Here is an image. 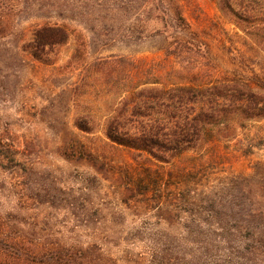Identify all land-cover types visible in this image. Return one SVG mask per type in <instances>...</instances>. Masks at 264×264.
Instances as JSON below:
<instances>
[{"label": "rangeland", "instance_id": "1", "mask_svg": "<svg viewBox=\"0 0 264 264\" xmlns=\"http://www.w3.org/2000/svg\"><path fill=\"white\" fill-rule=\"evenodd\" d=\"M1 1L48 6L16 12L0 37V215L36 225L43 238L98 243L119 264H151L155 250L166 247L188 264L195 256L190 249L205 264L222 263L230 255L223 237L228 228H243L237 234L244 245L260 244L264 117L234 121L229 137L166 163L135 159V151L112 145L101 131L77 130L70 94L86 62L114 55L147 62L166 82L241 80L263 90L264 47L247 33L246 23L223 12L217 0ZM63 4L68 7L57 9ZM49 20L75 30L53 65L17 47L34 25ZM81 40L85 55L75 59ZM99 78L89 79L93 85L83 99L101 117L108 105L99 100ZM64 89L68 94L61 99ZM62 122L100 155L97 165L60 153ZM27 141L35 146L32 159H14V150ZM211 245L215 249L204 253Z\"/></svg>", "mask_w": 264, "mask_h": 264}, {"label": "trees", "instance_id": "2", "mask_svg": "<svg viewBox=\"0 0 264 264\" xmlns=\"http://www.w3.org/2000/svg\"><path fill=\"white\" fill-rule=\"evenodd\" d=\"M217 3L223 12L246 23L250 27L247 33L264 47V0H217ZM41 5L8 4L0 0V37L11 29L16 12L48 6L45 3ZM65 7L68 6L57 5V9ZM177 20L186 27L180 13ZM74 31L66 22L49 20L34 25L17 47L38 62L53 65ZM188 45V48L192 47ZM85 51L86 43L81 40L73 58L82 59ZM173 53L176 51L167 50V55ZM83 68L81 80L70 86L75 106L73 126L87 134L101 131L112 145L135 151V159L169 163L186 152L229 137L237 128L234 121L242 123L264 117V88L259 90L245 81L226 80L212 85L166 82L156 74V69L148 67L147 62H137L125 55L97 58L86 62ZM98 74L99 100L108 105L107 112L101 117L94 111L93 102L83 99L93 85L89 79ZM67 94L64 89L59 96L62 99V95ZM62 123L60 153L69 160H84L97 165L100 155L88 148L65 122ZM34 147L27 141L23 150H14L12 157L16 159L17 154H21L30 160L35 154ZM29 225L17 216L0 215V264H119V260L107 254L98 243L83 246L49 236L43 238L42 230L40 232L34 224ZM242 230L241 227L223 229L230 255L222 263L215 264H264V258H259L257 253L264 255V230L259 231L263 236L260 244L255 246L240 242L237 232ZM214 249L212 245L206 246L204 253ZM173 251L172 247L156 249L150 263L188 264L176 257ZM189 252L195 255L192 264H205L203 256L196 257L195 249ZM140 260L145 262L143 257Z\"/></svg>", "mask_w": 264, "mask_h": 264}]
</instances>
